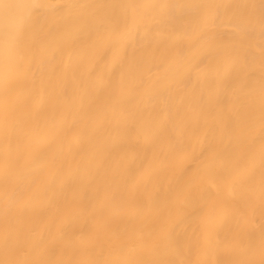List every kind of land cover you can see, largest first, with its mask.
<instances>
[{"label": "bare ground", "instance_id": "bare-ground-1", "mask_svg": "<svg viewBox=\"0 0 264 264\" xmlns=\"http://www.w3.org/2000/svg\"><path fill=\"white\" fill-rule=\"evenodd\" d=\"M13 2L0 261L260 264L261 0Z\"/></svg>", "mask_w": 264, "mask_h": 264}, {"label": "snow or ice", "instance_id": "snow-or-ice-1", "mask_svg": "<svg viewBox=\"0 0 264 264\" xmlns=\"http://www.w3.org/2000/svg\"><path fill=\"white\" fill-rule=\"evenodd\" d=\"M18 7H25L29 11H32L34 9H38V8L42 7V5L37 4V3H29L26 5H21V4L13 2V0H0V13L7 14V13H10L14 8H18ZM159 7L168 8L170 6L160 5ZM214 19L215 18H213V17L206 16L203 19V23H205V24L213 23ZM261 25H262V27H264V0H261ZM0 264H39V262L0 261ZM231 264H254V262L253 261H235V262H231ZM260 264H264V259H262L260 261Z\"/></svg>", "mask_w": 264, "mask_h": 264}]
</instances>
